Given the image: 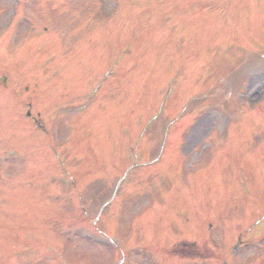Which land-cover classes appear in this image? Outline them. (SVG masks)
Here are the masks:
<instances>
[{"label":"rangeland","instance_id":"rangeland-1","mask_svg":"<svg viewBox=\"0 0 264 264\" xmlns=\"http://www.w3.org/2000/svg\"><path fill=\"white\" fill-rule=\"evenodd\" d=\"M16 20L11 46L4 38ZM3 26L0 51L13 57L0 67V264H185L169 254L189 256L197 244L183 239L209 235L219 253L203 254L215 264L235 238L264 237V99L253 106L264 80V0H0ZM52 71L58 77L44 79ZM47 127L53 141L38 131ZM199 156L204 168L194 163L186 175ZM132 164L99 225L123 245L105 247L86 232ZM196 192L204 205L193 203ZM174 204L182 214L173 218ZM185 204L217 212L188 223ZM248 246L236 264H264V238Z\"/></svg>","mask_w":264,"mask_h":264}]
</instances>
